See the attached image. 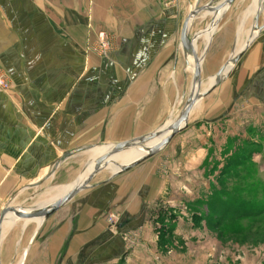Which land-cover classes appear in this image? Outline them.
Here are the masks:
<instances>
[{"label":"crops","instance_id":"crops-1","mask_svg":"<svg viewBox=\"0 0 264 264\" xmlns=\"http://www.w3.org/2000/svg\"><path fill=\"white\" fill-rule=\"evenodd\" d=\"M201 1L0 0V66L10 83L0 91V214L11 208L32 214L52 204L54 198L24 206L23 196L53 181L70 155L83 153L74 151L165 134L194 91L196 63L204 95L177 135L187 130L203 140L191 144V161H201L203 147H215L221 125L264 129V0H233L206 28L193 23L184 45L176 26L180 5ZM206 16L202 10L196 20ZM101 31L111 43L104 57L89 51ZM179 81L187 84V98L176 112ZM177 136L111 177L116 166L36 232L33 223L7 216L0 264H115L126 251L123 235L139 228L145 234L149 216H165L166 194L183 190L173 179L182 172L170 174L169 186L161 166ZM110 215L118 219L113 228Z\"/></svg>","mask_w":264,"mask_h":264},{"label":"rangeland","instance_id":"rangeland-1","mask_svg":"<svg viewBox=\"0 0 264 264\" xmlns=\"http://www.w3.org/2000/svg\"><path fill=\"white\" fill-rule=\"evenodd\" d=\"M208 2L202 0L201 7L207 6ZM192 10L182 9L180 5L176 26L183 29ZM205 12L207 16L195 20L194 25L200 28L210 25L214 11ZM0 76L10 86L7 73L1 66ZM179 86L183 93L177 100L176 112L184 106L187 98V84L182 87L180 82ZM245 118L254 121L256 117L246 115ZM223 126L217 128L215 147H203L205 155L199 156L201 161L198 163L190 160L191 144L203 140L193 139L187 130L164 151L161 162L167 173L164 180L170 186V174L181 171L182 176L178 172L176 179L171 178L178 185L181 183L183 190L166 194L168 203L162 211L165 216L156 213L149 216V225L143 231L145 234L139 228L135 234L123 235L126 251L121 259L115 260V264H264V129L245 130L236 125L234 128L233 124L229 128ZM95 151L91 152L94 157L102 152L96 154ZM113 157L111 162L114 164L103 168L102 174L96 175L89 186L110 177V171L117 165L129 163L115 161ZM88 158L91 159L90 153L70 155L61 168L57 167L53 181L48 183L45 180L36 192L23 196L27 200L24 206L31 202L41 206L53 198L56 201L62 194L61 189L73 187L83 178L92 164L84 170ZM113 227L114 224H109V228Z\"/></svg>","mask_w":264,"mask_h":264},{"label":"water","instance_id":"water-1","mask_svg":"<svg viewBox=\"0 0 264 264\" xmlns=\"http://www.w3.org/2000/svg\"><path fill=\"white\" fill-rule=\"evenodd\" d=\"M225 2L226 3L224 5L221 4L220 6L219 5L213 6L214 2H212L208 4L207 6H205L204 8L198 6L196 2L197 5L193 7L192 13L188 17L184 25V29H186V33H187V30L191 28L192 24L197 18V14L200 11L202 10L210 11L211 10V11H214V13H217L222 8H225L224 7L225 5L226 6L231 5L233 0H227ZM193 43H194V38L190 40V52H191L193 62L195 64V62L197 61L196 60L197 57L193 50ZM240 55L241 53L237 55L236 57L238 58V56ZM236 60L237 59H233L231 63L232 64L235 63ZM223 70H221L220 73L223 72ZM200 74H201V70L198 71V77L196 79L194 78V81H193L194 88L196 89V96L193 102L191 103V105L188 107L187 110L183 111L179 115L178 119H176V121L173 123V125L171 126L166 136L158 139L156 137H153V135H148L142 138H136V139H131V140L113 143L109 145H100V146L90 147V148L79 150V151H74V152H83L84 154H87L93 150H97V149L102 150V152L96 157L87 159V162L84 165V170L87 168L88 164L93 162L91 171L88 173L87 177L83 181L74 185L63 198L56 200L54 203H52V205H49V207H47L46 209L35 211L32 214H27V213H24L22 211L12 209V208L6 209L2 211V213L0 214V227L2 223L4 222V220L6 219V217L11 216L16 219L26 221L28 223H33L30 232H36L41 227H43L53 216H55L58 212H60L71 200H73L76 196H78L82 189L89 187L90 182L96 176L97 172L109 162L110 158L114 156V154L126 151L128 149H134V150H140L141 152H144L145 155L137 159V161L132 162L127 167L121 168L119 171L114 172L111 177L124 173L130 170L131 168L135 167L136 165L144 162L145 160L159 153L163 148H165L172 141V139L175 136H177L182 131L187 129L188 124H183V123L189 120L190 116L193 114V112L197 108L203 96V92H201V87H200L201 86Z\"/></svg>","mask_w":264,"mask_h":264},{"label":"bare ground","instance_id":"bare-ground-1","mask_svg":"<svg viewBox=\"0 0 264 264\" xmlns=\"http://www.w3.org/2000/svg\"><path fill=\"white\" fill-rule=\"evenodd\" d=\"M225 1H227V0H225ZM226 3V2H225ZM183 33V34H182ZM185 38H186V29H184V27H183V29H182V32H181V41H182V43L185 45ZM196 69H195V76H194V78L196 79L197 77H198V71H199V67H198V65H197V63H196ZM226 68V67H225ZM225 68H223V69H225ZM222 69V70H223ZM226 70V69H225ZM225 71L223 70V72H221V73H219V75H218V78L219 77H221L222 75H223V73H224ZM193 81H194V79H193ZM216 84V83H215ZM192 88H193V90L195 91V88H194V85H193V82H192ZM194 91H193V93L191 94V97H190V99H189V101H188V103H187V105H186V107H185V109H184V111L185 110H187L188 109V107L191 105V103L193 102V100H194V98H195V96H196V94L194 93ZM204 95V94H203ZM183 124H187V121L185 122V123H183ZM173 125V124H172ZM171 125V126H172ZM171 126L170 127H168V129L165 131V134H162V133H160L159 135H153V137H156V138H162V137H164V136H166L167 134H168V132H169V130H170V128H171ZM99 152H101L99 149L98 150H96L95 151V153L96 154H98ZM143 155H145L144 154V152H141V151H137V150H134V149H131V150H127L126 152H124L123 151V153L122 152H119V153H117V154H114V157H113V160H115V161H122V162H129V163H126V164H123V165H117V171H119L121 168H124V167H127L129 164H131L132 162H134V161H137V159H139V158H141ZM112 157L110 158V160H109V162L103 167V168H105L106 166H108L109 164H114V163H112L111 162V159H112ZM131 161V162H130ZM92 166H93V163L89 166V168H87L86 169V171L84 172V175H83V178H81L80 180H79V182H81V181H83L86 177H87V175H88V173L91 171V169H92ZM102 168V169H103ZM101 170V169H100ZM99 170V171H100ZM78 182V183H79ZM77 184V183H76ZM75 184V185H76ZM72 187H70V188H65V189H61V195H60V197L59 196H57V197H59L58 199H61V198H63L67 193H68V191L71 189ZM85 189V188H84ZM83 190V189H82ZM60 192V191H59ZM57 199V200H58ZM55 202V201H54ZM53 202V203H54ZM50 205H52V204H50ZM47 207H49V206H47ZM46 207V208H47ZM46 208H43V209H46ZM38 210H42V209H38Z\"/></svg>","mask_w":264,"mask_h":264},{"label":"built area","instance_id":"built-area-1","mask_svg":"<svg viewBox=\"0 0 264 264\" xmlns=\"http://www.w3.org/2000/svg\"><path fill=\"white\" fill-rule=\"evenodd\" d=\"M89 51L101 57H104L110 53L111 43L105 32L101 31L96 35V41L90 47ZM8 89V82L2 76H0V91L6 92ZM107 220L109 224L115 225L118 219L115 216L110 215L107 217Z\"/></svg>","mask_w":264,"mask_h":264}]
</instances>
